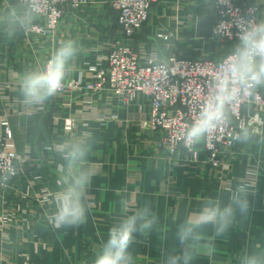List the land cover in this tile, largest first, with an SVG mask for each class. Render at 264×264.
<instances>
[{"label": "crops", "instance_id": "1", "mask_svg": "<svg viewBox=\"0 0 264 264\" xmlns=\"http://www.w3.org/2000/svg\"><path fill=\"white\" fill-rule=\"evenodd\" d=\"M253 3L264 7V0H239V4ZM22 9L16 0H0V94L7 97V107L19 113H11L8 121L13 133L11 149L20 159L17 178L8 189L0 190V216L4 209L10 219L4 234L0 233V264H90L108 228L125 211L119 207L122 198L127 211L150 204L158 217L153 230L136 234L131 249L134 264H165L167 255L180 247L175 237L177 225L205 198L226 204L238 184L249 182L250 167L257 169L258 179L249 214H237L230 229L211 240L214 251L201 249L192 264H241L246 253L264 255V130L234 150L222 152L213 164L200 144L198 161L187 162L183 149L171 155L162 146V134L143 130L135 123L80 121L76 133L88 135L91 151L87 162L95 171L87 190L90 211L86 223L79 227L51 228L47 217L55 204L41 206L27 180L38 172L45 177L46 188L58 191L57 180L66 175L67 165L52 151L65 141L62 123L69 113L60 98L50 99L37 111L21 113L18 81L26 70L43 65L69 38L78 42L80 51L66 80L79 79L88 65L109 53L120 30L109 0H86L77 10L66 9L53 33L37 37L27 32L32 24L9 40L6 31ZM213 23L211 0H152L148 20L136 34L134 47L156 62L173 55L219 59L221 49L210 40ZM105 66L103 61L101 67ZM6 85L8 88L2 90ZM85 98L77 96L70 113L83 107ZM90 99L99 112L111 109L106 105V94ZM5 105L0 99V116ZM133 111L134 116L145 113L142 98ZM25 157L31 162L40 160L39 168L36 162H23ZM57 164L62 165V172L56 169ZM221 179L230 180L232 189L220 190ZM203 235L207 241L211 228H205Z\"/></svg>", "mask_w": 264, "mask_h": 264}, {"label": "built area", "instance_id": "2", "mask_svg": "<svg viewBox=\"0 0 264 264\" xmlns=\"http://www.w3.org/2000/svg\"><path fill=\"white\" fill-rule=\"evenodd\" d=\"M24 8L29 0H16ZM120 37L111 46L104 58H99L88 65L79 79L65 80L64 86L51 99H58L69 114L62 123L65 141L86 139L87 134L76 133L81 121L110 122L122 120L135 123L141 129L162 134V146L168 153L175 154L183 149L187 162H197L199 148L197 145L188 147L184 144L182 135L185 129L197 117L198 112L210 91V83L217 66L229 55L239 37V29L243 26V18L249 11L255 13L257 19H264V7L258 4H239V0H211L214 23L210 40L221 49L219 59L205 57L185 59L170 56L164 62H156L146 58L134 47L136 34L148 20L152 0H109ZM40 15L27 32L36 36H44L56 30L59 20L66 9L77 10L85 5L86 0H42ZM154 56V55H152ZM105 61L106 66L101 67ZM15 82V79H14ZM8 85L2 86L4 90ZM96 94H106L107 109L99 112L90 102V97ZM85 96L84 106L73 111V100L77 96ZM138 98L144 100L145 113H135L133 108ZM0 99L6 105L0 116V190L9 188L11 182L18 176L16 163L19 158L11 149L13 133L8 117L11 113L19 114L13 107H7L8 99L0 94ZM21 113L37 111L39 108L21 104ZM86 117V118H85ZM249 127L255 135H262L264 130V88L256 89L251 99L245 97L231 107V120L225 127H220L209 133L200 143L201 149L207 154L210 163H217L222 152H229L239 145L234 139L240 129ZM58 148L52 152L61 154ZM62 158V157H61ZM63 160V159H62ZM23 162H31L25 157ZM38 161L36 168H39ZM59 172L63 167L57 164ZM228 169V168H227ZM9 170L14 171L10 180L4 181L3 175ZM257 169H248L249 182L254 189L258 179ZM42 174L36 172L27 180V187L34 192L35 199L43 207L56 204L57 192H52L44 186ZM233 183L221 179L219 189L231 190ZM9 214L3 209L0 216V233L9 223Z\"/></svg>", "mask_w": 264, "mask_h": 264}, {"label": "clouds", "instance_id": "3", "mask_svg": "<svg viewBox=\"0 0 264 264\" xmlns=\"http://www.w3.org/2000/svg\"><path fill=\"white\" fill-rule=\"evenodd\" d=\"M42 0H29L14 18L12 27L6 31L7 39L27 31L40 15ZM237 43L228 56L217 66L210 83V91L197 117L182 135L186 146L203 142L207 135L231 120V107L247 97L251 99L256 89L264 88V19H257L249 11L243 18ZM80 46L75 39L62 41L47 61L38 67L26 70L18 81L22 103L39 108L62 90L70 75L72 63L78 56ZM254 132L247 126L240 129L234 139L249 142ZM59 153L66 161L67 172L58 178V191L54 211L47 217L55 230L79 227L86 223L90 211L88 187L95 171L88 165L91 145L86 139L70 140L59 145ZM14 175L9 170L2 179L6 182ZM254 195L250 183H240L230 194L228 202L205 198L198 208L177 225L175 237L180 245L167 255L165 264H192L201 249L214 251L211 240L223 236L232 226L237 214L247 217L251 209L250 197ZM125 210L108 228L106 238L93 254L90 264H134L132 245L136 234H147L158 223V217L150 204L127 211L125 198L119 201ZM210 227L212 236L206 241L203 230ZM241 264H264V255L246 253Z\"/></svg>", "mask_w": 264, "mask_h": 264}, {"label": "rangeland", "instance_id": "4", "mask_svg": "<svg viewBox=\"0 0 264 264\" xmlns=\"http://www.w3.org/2000/svg\"><path fill=\"white\" fill-rule=\"evenodd\" d=\"M60 20H61V19H60ZM60 20H59V21H60ZM52 33H53V32H52ZM49 34H51V33H47V34H46V35H44V36H47V35H49ZM44 36H41V37H44ZM37 37H39V36H37Z\"/></svg>", "mask_w": 264, "mask_h": 264}, {"label": "bare ground", "instance_id": "5", "mask_svg": "<svg viewBox=\"0 0 264 264\" xmlns=\"http://www.w3.org/2000/svg\"><path fill=\"white\" fill-rule=\"evenodd\" d=\"M150 13V12H149Z\"/></svg>", "mask_w": 264, "mask_h": 264}]
</instances>
